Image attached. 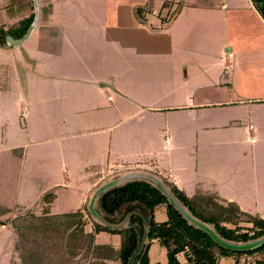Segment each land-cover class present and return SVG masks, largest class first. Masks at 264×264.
Masks as SVG:
<instances>
[{
	"label": "crops",
	"instance_id": "crops-1",
	"mask_svg": "<svg viewBox=\"0 0 264 264\" xmlns=\"http://www.w3.org/2000/svg\"><path fill=\"white\" fill-rule=\"evenodd\" d=\"M255 1L38 0L39 20L27 41L32 36H36L38 51L48 55L50 67L48 75L53 78V81L54 78L64 81L69 79L72 83L79 81L77 78H74L73 81L71 76L68 77L61 72L69 65L70 56L92 55L95 51L99 52L98 48H104L107 45L111 50H117V55L124 54L125 49H131L137 54L135 56L141 59V67L133 69L131 74L136 78L140 76L139 82L156 81L150 80L149 77L153 71L150 69V61L155 63V68L161 73L165 71L163 68L167 60L172 62V73H175V68L180 69L183 66L184 76L181 80L183 83L190 81L192 74H198L205 79L203 82L199 80L193 88L185 89L187 93L183 90L176 96L172 92H175L177 87L182 86L183 89L184 85L168 86L164 95L160 94V104L156 106L143 105L139 100L124 94L125 102H121L122 106L127 107L128 102H134L139 107L136 114L152 113L159 109H171L176 112L173 113V116L162 113L159 121L156 120L161 123L160 129L158 128L159 135H157V130L152 129V126L149 127L151 125L150 115L139 119V121H129L130 124L125 122V126L122 122H116L111 126L100 128L102 131L105 129L109 132V135H104L105 131H103L102 140H100L101 150L105 148L104 156H107L108 160L101 168H96L98 164L84 167L83 172L88 173V176L84 178L85 182L71 179L65 170L63 171V180L56 179L58 182L53 181L48 184L44 180L41 181L39 174L35 172L26 179L23 174L24 166H17L12 179L15 186V209L16 207L19 209L34 207L43 192L53 190V198L50 203L51 212L62 213L81 209L84 212V219L88 222L87 230H90L93 229V223L84 209L86 203L89 204L92 191L101 184L100 182L103 183L121 173L127 171L150 172L160 178L167 179L185 191L178 175L172 174L170 170L160 166L157 159L160 157L161 149L175 151L182 147L180 129L184 126L216 129L234 127L239 124L241 129L239 140L254 145L258 155L264 157V95L237 100L228 98V96L231 97L234 87L223 86L221 78L218 77L217 68L219 67L222 72H225V77L226 73H230V71L238 73L242 78L247 77V80L244 81L246 90L264 93V17L256 8ZM261 1L264 3V0ZM6 4L8 7L0 9V26L5 29L30 14L34 16L32 0H6ZM176 10L177 12L168 22V18ZM80 46L84 49L80 50ZM115 46L116 49H114ZM0 48L10 52L14 47L6 43V46ZM24 49L29 60L25 59L19 49L17 50L29 65L33 68L42 65L44 57H31L25 47ZM170 55L173 58L169 57ZM209 55H214V57ZM148 65L150 68L145 69ZM62 67L64 68L61 69ZM226 67H229L228 70ZM155 68L154 70H156ZM165 73V75L168 74L167 71ZM84 81L89 85L92 94H100L102 98L106 97L109 102L115 100V97L110 94L111 92L122 93L120 87L123 86L114 77L107 80L101 75H97L85 78ZM135 81L138 82V78L136 80L128 79L129 84ZM241 81V79H237L238 84ZM254 82L256 86H248ZM53 85H55L54 90H60V84ZM198 90L208 91L212 97L217 99L212 101L204 100L203 97L196 99ZM220 92L224 94L221 98ZM217 93L219 97H217ZM171 95L177 98H173ZM234 105L242 107H233ZM116 106H112V114L119 112ZM21 110V113H26L24 104H21ZM235 112L238 115H233ZM104 113V118H101V121L106 125V121H109L113 116L110 111ZM113 129L114 134H112ZM105 142L107 143L106 147ZM126 142H131L136 152L132 154L131 160L124 162L121 159L127 158V153L115 151L114 147L117 143L123 147ZM113 151L115 156L112 159ZM252 153L255 154L253 150ZM263 173L264 165L262 166ZM113 174L117 175L113 176ZM258 180L260 187L263 188L264 179ZM22 187H24L23 196H21L23 202H19ZM199 190L201 189H197L191 194L186 191L185 193L192 195ZM58 191L63 194H57ZM220 197L235 202L242 211L264 218V213H251L244 210L233 196ZM56 203L62 210H55ZM14 214L15 212L9 217H13ZM155 215L158 221L166 219L163 205L156 208ZM3 230L10 234L13 253L14 237L8 223L0 224V231L3 232ZM119 240L117 234L99 232L96 234L95 241L110 243L117 248ZM149 255L152 261L162 262L165 260L164 248L155 238L151 239ZM220 261L225 264H234L232 257L221 258ZM238 264H254V261L249 256H243Z\"/></svg>",
	"mask_w": 264,
	"mask_h": 264
},
{
	"label": "rangeland",
	"instance_id": "rangeland-1",
	"mask_svg": "<svg viewBox=\"0 0 264 264\" xmlns=\"http://www.w3.org/2000/svg\"><path fill=\"white\" fill-rule=\"evenodd\" d=\"M36 41L34 35L24 44L31 57H44L42 65L35 68L24 60L17 49L13 48L9 52L0 48L1 221L11 216L15 210V186L12 179L17 166H24L23 174L26 179L35 172L39 174L41 181L44 180L48 184L53 181L58 182L56 179L63 180L65 170L71 179L85 182L84 178L88 176V173L83 172L84 167L98 164L96 168H101L108 160L107 156H104L105 148L101 150L100 140H102L103 131H105L104 135H109V132L105 129L102 131L100 128L111 126L116 122H122L125 126V122L130 124L129 121H139L150 115L151 125L149 127L152 126V129L157 130V135H159L161 123L157 121L162 113L173 116L176 112L171 109H159V111L152 112L154 114L149 112L136 114L139 107L134 102L126 100L127 107L122 106L121 102H125L124 94L139 100L143 105L156 106L160 104V94L164 95L168 86L184 85L183 89L182 86L177 87L175 92H172L176 96L183 90L187 93V90L193 88L199 80L203 82L205 79L198 74H192L190 81L183 83L181 81L184 76L183 66L180 69L175 68V73H172V62L167 60L163 68L168 72L165 75V71L159 73L155 68V63L150 61L151 68L149 65L144 67L153 70L149 77L150 80L156 81L142 83L139 82L140 76H137L138 82L129 84L128 79H137L131 73L136 67H141V59L136 57L137 54L131 49H125L124 54L117 55V50H111L107 45L104 48H98L99 52L95 51L92 55L70 56L69 65L65 69L62 67L61 72L68 77L71 76L73 81L74 78L79 81L72 83L69 79L64 81L58 78H54L53 81V78L48 75L50 69L48 55L38 51ZM116 48L115 46L114 49ZM83 49L80 46V50ZM209 56L214 57V55ZM169 57L173 58L172 55ZM217 68L218 77L221 78L223 86L234 87L231 97L228 96V98L237 100L264 95L261 92L246 90L244 81L247 77L242 78L232 71L226 73L225 77V72ZM97 75L107 80L114 77L118 83L122 84L123 87H120L122 93H110L115 97L113 102H109L106 97L102 98L100 94H92L89 90V85L84 79ZM237 79L243 82L238 84ZM55 83L60 84V90H54L55 85L53 84ZM250 85L256 86L255 82L248 86ZM238 93L241 95H237ZM223 96L224 94L220 92V98ZM201 97L209 101L217 99L212 97L208 91L198 90L196 99ZM217 97H219L218 93ZM21 104L25 105L26 113H21ZM113 105H117L119 112L116 114H112ZM233 107L242 106L234 105ZM108 111L113 117L104 125L101 118H104V112ZM233 115L238 114L235 112ZM114 133L113 129L112 134ZM240 133L239 124L234 127L216 129L184 126L180 129L182 147L175 151L161 149L160 157L157 159L160 166L178 175L187 193L191 194L201 189L214 192L222 197L233 196L244 210L251 213H264V195L262 196L264 186L261 188L258 180L264 179V173L262 174L264 157L258 155L254 145L240 141ZM106 145L105 142V147ZM114 149L127 153V158L121 159L124 162L131 160L132 154L136 152L131 142H126L123 147L117 143ZM111 156L113 159L115 153ZM23 190L24 187L20 191L19 202H23L21 197ZM57 194L63 193L58 191ZM54 208L56 211L62 210L59 209L58 203ZM11 247L9 232L0 231V264L19 262L17 253L14 250L12 253Z\"/></svg>",
	"mask_w": 264,
	"mask_h": 264
},
{
	"label": "trees",
	"instance_id": "trees-1",
	"mask_svg": "<svg viewBox=\"0 0 264 264\" xmlns=\"http://www.w3.org/2000/svg\"><path fill=\"white\" fill-rule=\"evenodd\" d=\"M254 3L264 17V3L261 0ZM2 7H8L6 0H0V9ZM32 19L33 14H30L6 29L0 26V47L6 46L7 36L21 38ZM161 178L193 216L212 225L222 237L247 241L264 235V218L240 210L235 202L214 192L197 191L187 195L172 182ZM52 198L53 190H47L34 207H16L13 217L0 220V224L8 223L13 232V250L19 264H225L220 261L225 257H232L234 264H238L243 256L251 257L254 264H264V245L247 251L218 245L207 233L190 225L166 196L146 181L126 182L100 197L96 210L106 221L117 223L126 217L123 225L115 228L97 221L87 202L84 211L93 223V229L87 230L88 222L81 209L52 213ZM162 205L166 219L158 221L155 210ZM99 232L119 235L118 247L97 243ZM153 238L164 248L165 260L162 262L150 258Z\"/></svg>",
	"mask_w": 264,
	"mask_h": 264
},
{
	"label": "water",
	"instance_id": "water-1",
	"mask_svg": "<svg viewBox=\"0 0 264 264\" xmlns=\"http://www.w3.org/2000/svg\"><path fill=\"white\" fill-rule=\"evenodd\" d=\"M33 2V19L25 32V34L19 38V39H13L11 36L6 37V43L7 45H10L16 49H19L21 51V54L25 57L26 60L28 59V55L24 49L23 44L27 41V39L30 37L32 32L34 31L35 27L37 26L38 20H39V2L38 0H32ZM134 180H142L150 183L154 187H156L162 194H164L168 200V202L181 214V216L193 227L204 231L208 234V236L216 242L218 245L235 250V251H247L252 250L257 247H260L264 245V235L250 239L247 241H232L229 239H226L222 237L212 225H210L207 222H204L195 216H193L189 210L178 200V198L175 196V194L172 192V190L165 184V182L157 175L146 172V171H127L124 173H121L120 175L111 178L103 183H101L99 186H97L91 193L90 199H89V211L91 215L100 223L109 226V227H119L125 222L124 217L121 221L117 223H111L106 221L96 210L98 206V201L100 197L109 189L120 186L126 182L134 181ZM145 239V235L143 236L142 243ZM141 243V244H142Z\"/></svg>",
	"mask_w": 264,
	"mask_h": 264
},
{
	"label": "built area",
	"instance_id": "built-area-1",
	"mask_svg": "<svg viewBox=\"0 0 264 264\" xmlns=\"http://www.w3.org/2000/svg\"><path fill=\"white\" fill-rule=\"evenodd\" d=\"M229 67H226V69H228Z\"/></svg>",
	"mask_w": 264,
	"mask_h": 264
}]
</instances>
